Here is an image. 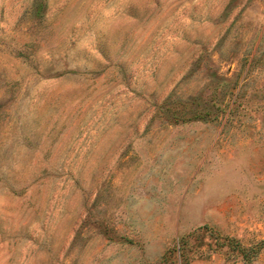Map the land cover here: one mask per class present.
<instances>
[{"label":"rangeland","instance_id":"1","mask_svg":"<svg viewBox=\"0 0 264 264\" xmlns=\"http://www.w3.org/2000/svg\"><path fill=\"white\" fill-rule=\"evenodd\" d=\"M0 264H264V0H0Z\"/></svg>","mask_w":264,"mask_h":264}]
</instances>
